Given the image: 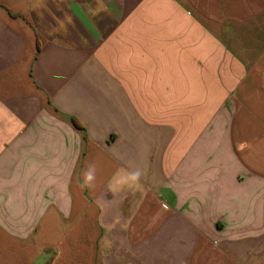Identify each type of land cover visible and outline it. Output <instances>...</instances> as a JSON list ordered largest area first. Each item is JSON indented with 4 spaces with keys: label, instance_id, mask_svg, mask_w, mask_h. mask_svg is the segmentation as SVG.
Here are the masks:
<instances>
[{
    "label": "crops",
    "instance_id": "1",
    "mask_svg": "<svg viewBox=\"0 0 264 264\" xmlns=\"http://www.w3.org/2000/svg\"><path fill=\"white\" fill-rule=\"evenodd\" d=\"M0 264H264V0H0Z\"/></svg>",
    "mask_w": 264,
    "mask_h": 264
},
{
    "label": "clouds",
    "instance_id": "2",
    "mask_svg": "<svg viewBox=\"0 0 264 264\" xmlns=\"http://www.w3.org/2000/svg\"><path fill=\"white\" fill-rule=\"evenodd\" d=\"M123 173L121 178L122 186L139 187L143 175L140 169H123L118 170V175ZM96 169L94 164H88L83 173V183L86 187H91L95 181Z\"/></svg>",
    "mask_w": 264,
    "mask_h": 264
},
{
    "label": "trees",
    "instance_id": "3",
    "mask_svg": "<svg viewBox=\"0 0 264 264\" xmlns=\"http://www.w3.org/2000/svg\"><path fill=\"white\" fill-rule=\"evenodd\" d=\"M71 122H73V124H77L76 120L72 119Z\"/></svg>",
    "mask_w": 264,
    "mask_h": 264
}]
</instances>
